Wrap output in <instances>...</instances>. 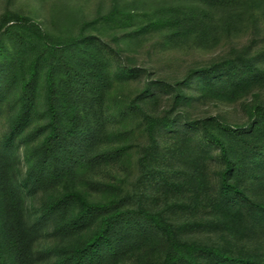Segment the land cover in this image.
Returning a JSON list of instances; mask_svg holds the SVG:
<instances>
[{
	"label": "trees",
	"instance_id": "16d2710c",
	"mask_svg": "<svg viewBox=\"0 0 264 264\" xmlns=\"http://www.w3.org/2000/svg\"><path fill=\"white\" fill-rule=\"evenodd\" d=\"M263 19L264 0H114L53 33L4 10L0 264H264V103L253 93L264 70L240 56L166 81L103 40L120 31L207 49ZM250 94L244 122L190 111L197 99ZM133 169L136 201L125 187ZM155 190L167 210L146 203ZM194 228L222 241L188 239Z\"/></svg>",
	"mask_w": 264,
	"mask_h": 264
},
{
	"label": "rangeland",
	"instance_id": "374dc122",
	"mask_svg": "<svg viewBox=\"0 0 264 264\" xmlns=\"http://www.w3.org/2000/svg\"><path fill=\"white\" fill-rule=\"evenodd\" d=\"M114 0H0V15L4 10H11L28 15L38 21L44 29L53 33L63 32L74 25H78L86 19H92L99 13L107 12ZM126 0H121L124 2ZM148 1V0H147ZM74 24V25H73ZM128 32L115 31L106 34L105 42L116 48L119 45V59L124 64H133L150 70L154 78L166 81H174L183 77L191 67L208 65L212 62L226 58L247 57L257 66L264 70V19L250 26L240 34L228 37L222 43L212 48L187 47L171 49L164 46L159 37L148 36L137 40L127 36ZM117 36L119 39L115 40ZM138 83H131V88L137 87ZM256 93L264 103V86L256 88ZM252 94L247 95L237 103L230 104L212 99H197L191 107V113L196 116L216 114L226 118L230 122H244L245 115L243 106L250 102ZM5 130L1 128V133ZM135 156L142 155V148L147 145L145 138H140ZM162 150H166V146ZM168 163L173 168L179 167L178 159H171ZM119 169H116L117 172ZM114 172V173H115ZM115 173V174H116ZM140 172L133 169L126 182V191L136 201L142 195V184H139ZM106 178V177H105ZM95 198H102V191L93 192ZM146 203L150 207H158L167 210L165 200L156 190L149 195ZM176 217H183L180 214ZM188 239H196L203 242H221L217 232L194 228L184 234ZM258 245L264 249V237L259 239ZM239 244V246H241ZM245 247L248 244H243Z\"/></svg>",
	"mask_w": 264,
	"mask_h": 264
}]
</instances>
